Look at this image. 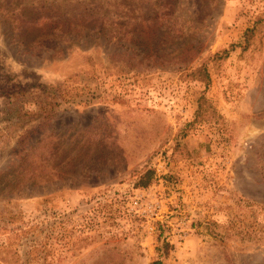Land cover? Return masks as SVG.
<instances>
[{"label": "rangeland", "instance_id": "1", "mask_svg": "<svg viewBox=\"0 0 264 264\" xmlns=\"http://www.w3.org/2000/svg\"><path fill=\"white\" fill-rule=\"evenodd\" d=\"M164 241L264 264V0H0V264Z\"/></svg>", "mask_w": 264, "mask_h": 264}, {"label": "trees", "instance_id": "2", "mask_svg": "<svg viewBox=\"0 0 264 264\" xmlns=\"http://www.w3.org/2000/svg\"><path fill=\"white\" fill-rule=\"evenodd\" d=\"M92 17V16H91ZM260 21H258L256 23V26L259 24ZM224 53L226 55H228V50L224 51ZM208 78V75H207ZM51 115H49L48 117H50ZM183 137L180 139H177L176 141V145L174 148V155L178 153L179 148H183L184 149V145H183V141H182ZM163 179L168 183V184H173L175 181H173L175 179V176L172 175L171 173L164 176ZM158 180V173L154 168H149L147 169L143 174H141L139 176V178L137 179V181L135 182V188L136 189H148L150 188L152 185H154L156 183V181ZM177 182V181H176ZM173 248L170 247V243H168L167 241H164L162 247L160 248V259L152 262L151 264H164V261L162 260V258H167L169 256V250L171 251Z\"/></svg>", "mask_w": 264, "mask_h": 264}]
</instances>
